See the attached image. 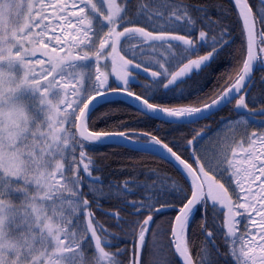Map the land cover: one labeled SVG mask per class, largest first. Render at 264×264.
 Here are the masks:
<instances>
[{
    "label": "snow or ice",
    "instance_id": "snow-or-ice-1",
    "mask_svg": "<svg viewBox=\"0 0 264 264\" xmlns=\"http://www.w3.org/2000/svg\"><path fill=\"white\" fill-rule=\"evenodd\" d=\"M22 7L21 0H0V264H264V132L245 128L236 135L233 129L209 155L202 148L206 128L167 140L114 119L120 109L108 99L131 98L139 115L163 116L177 126L233 102L237 111L264 115V106L248 102L256 99L253 61L264 53V0H232L231 7L217 0L215 21L208 6L176 0H38L27 11ZM226 14L235 15L238 26L242 21L247 47L241 43L238 55L230 56L231 70L200 95L202 75L229 58ZM201 22L208 28H197V45L188 34ZM181 26L186 34H168ZM158 48L168 56L154 65L139 55ZM140 73L162 95L175 96L192 82L190 104L196 106L155 103L151 87L137 93L132 81ZM110 139L159 148L180 179L161 180L153 170L151 185L125 179L106 192L92 150ZM113 188L130 220L119 208L105 212L103 201L112 198ZM137 189L140 198L129 199ZM176 203L179 214L161 230L160 215ZM198 211L204 234L199 244L189 234ZM102 212L118 232L105 227ZM209 216L213 225L220 220L219 242ZM238 217L245 218L242 229ZM256 227L258 234L249 231ZM122 239L131 240V251L118 246Z\"/></svg>",
    "mask_w": 264,
    "mask_h": 264
},
{
    "label": "trees",
    "instance_id": "trees-1",
    "mask_svg": "<svg viewBox=\"0 0 264 264\" xmlns=\"http://www.w3.org/2000/svg\"><path fill=\"white\" fill-rule=\"evenodd\" d=\"M176 2L189 4L193 8H196L197 6L199 7L208 6V14L213 21H215L216 18L220 16V13L216 10L215 7H213V5L217 3V0H176ZM219 2L223 3L225 7H231V3H232L231 0H219ZM157 6H159V4ZM225 23L227 24L228 30L230 32L228 38L230 41L233 42L231 45L228 46L229 58H223L219 60V62L215 63L212 66L209 72L202 75L199 86L200 95H204L206 93L212 92L213 88L217 86L218 78L223 76V74L226 71L231 70L234 61L230 58V56L238 55V50L241 43H243L246 48V40L244 39L242 41L240 37V31H241L240 26H242L241 22H239L240 26H238V23L235 19V15L226 14ZM200 27L207 29L208 25L201 22L199 25H197L196 28L192 29L190 34H188V38L194 39L197 42V45L200 44L199 35L197 31V28ZM186 32L187 30L181 26L178 31L170 32L168 34H186ZM211 43L212 41L208 40L204 45V48L201 49L200 54H206V48ZM139 55L143 56L145 60L148 59V57L145 56L144 53H139ZM191 86H192V82H190L188 86L182 89H178L177 94L175 96H173L172 94L162 95L161 93L164 90L163 89L157 90L155 86L151 84V79L147 81L141 79V81H139V84L136 85L134 84V86L132 87L133 90L136 91L137 93H141L146 88L151 87L153 93H155L157 97L154 102L161 105L196 106L190 104V101L194 98L191 95H189V88H191ZM223 86L224 83L221 82L219 84V87H223ZM251 88H252V94L255 96L256 99L255 101H253L251 97H249L248 102L257 108L264 106L260 103V101L264 100V77L260 75L258 72L255 74L253 78V84ZM181 91L185 92L184 99L179 98V93ZM233 105L234 103L226 107L217 115H214L212 118H208L206 121L202 123L194 124L190 126H177V125H170L167 123H161L154 119H147L146 117L139 115L135 111L136 108L132 107L131 105L121 101H113V106H118L120 109V116L114 117V119L122 118L124 121H126L129 124L127 125L128 127L137 129L138 131L152 132L158 134L159 136L164 137L167 140H172L173 137H175L177 141H181L183 137L186 134H188L193 128L202 129V127H205L207 129L206 132H212L220 124L219 122L220 117H224V118L236 117L237 115L233 110ZM218 116L219 119H216ZM105 127L106 125L104 124L99 125V128H105ZM144 139H147V137H144ZM90 150H92V146H90ZM92 158L96 161V163L100 168V172L97 174L102 175L104 181V190L106 192L108 190L107 186L109 184L120 185L125 179L135 180L140 184L147 183L148 185H151L156 178L154 176L153 170L159 173V178L161 180H164L165 177H175L177 180L180 179V175L178 174L179 169H177L172 163L159 159L155 156L134 152L129 149H125L121 147L107 146V145L96 146V148L92 150ZM111 191H112V198L103 201V208L105 212L115 211L116 209L119 208L120 214L123 215L126 220H130L131 219V216H129L130 209L128 207H121L122 197L120 196V194L116 192L115 188H113ZM140 196H141L140 189L128 193L129 199H139ZM173 203H175V201H173ZM179 207L180 205L176 203L175 207L167 208L165 212L160 215L158 223L161 230L166 228L168 219H174V215L179 213ZM202 215H203L202 212L199 211L196 212L194 218L191 221V229L189 234L197 244H199L204 239V234L200 231V228L198 226L201 222ZM100 217L102 219V222L105 224V227L111 225L113 230L118 232V229L114 225L113 221L109 217L105 216L103 212L100 213ZM207 219L209 220V227L217 232V236H216L217 241L218 242L221 241L223 239V236L221 235L222 230L219 228L220 220H216L215 225H213L211 223L212 216H209ZM157 239L161 242L163 241L162 236L158 237ZM118 246L120 248L127 247L128 250L131 251L132 242L131 240L122 239L118 242ZM220 246L223 247L222 244ZM113 251H115V248H113ZM221 264H223V260L221 261Z\"/></svg>",
    "mask_w": 264,
    "mask_h": 264
},
{
    "label": "water",
    "instance_id": "water-1",
    "mask_svg": "<svg viewBox=\"0 0 264 264\" xmlns=\"http://www.w3.org/2000/svg\"><path fill=\"white\" fill-rule=\"evenodd\" d=\"M246 39H247V37H246ZM257 61H258V55H257V59L253 61V69L254 70L256 68ZM254 70H253V73H254ZM253 73H252V76H253ZM140 75L147 76L146 73H140ZM108 99L109 100H122V101H125V102H128V103L134 104V105H136L138 107V105L136 104V102H134L131 98H126L123 95H120V96H109ZM102 103H105V101L103 99H101L99 101V104H102ZM224 107H226V106H224ZM224 107H222L220 110H222ZM219 111H216L215 113H217ZM237 112L238 113H247V114H249L246 110H239ZM211 116H213V115H211ZM254 116H262V115L256 114ZM208 117H210V116H208V114H205V117H199L197 119L196 123L197 122H200V121H202V120H204V119H206ZM156 120L161 121V122H165L163 116H161L160 119L156 118ZM186 124H193V123H191V122H184L181 125H186ZM103 145L120 146V147L127 148L129 150H132V151H136V152H139V153L148 154V155H152V156H156V157L161 158V151H160V149L157 148V147L152 146L151 144L130 143V142H125L122 139H110V140H106ZM161 159L167 161L166 158H161ZM168 162H170V161H168Z\"/></svg>",
    "mask_w": 264,
    "mask_h": 264
},
{
    "label": "flooded vegetation",
    "instance_id": "flooded-vegetation-1",
    "mask_svg": "<svg viewBox=\"0 0 264 264\" xmlns=\"http://www.w3.org/2000/svg\"><path fill=\"white\" fill-rule=\"evenodd\" d=\"M259 28V25H257ZM259 43V41H257V44ZM259 66L260 68H262V66L264 65V53H259ZM264 70V68H263ZM264 73V71H263ZM138 80H141L138 79ZM136 83V80L132 81V84ZM235 108V107H234ZM239 122V123H237ZM229 125H224L222 127H220L217 131H216V135L218 133H220L225 127L228 128L230 130V132H233V129H238L239 131H237L235 134L239 135L240 132H243L245 128H247V131L249 134H251L252 132H256V133H260V132H264V117H252V116H239L236 117L234 119H231L229 122ZM207 137L204 136L203 138V142L205 141ZM218 211H224L226 212L227 209H219L218 206ZM239 221V228H243V220H240V218H237ZM219 220V219H218ZM220 224V222H219ZM239 234V232H238Z\"/></svg>",
    "mask_w": 264,
    "mask_h": 264
},
{
    "label": "rangeland",
    "instance_id": "rangeland-1",
    "mask_svg": "<svg viewBox=\"0 0 264 264\" xmlns=\"http://www.w3.org/2000/svg\"><path fill=\"white\" fill-rule=\"evenodd\" d=\"M22 2V10L23 11H27V5L28 3H37L38 0H21ZM161 27H163V25H160ZM257 30H259L258 26H257ZM158 34V33H156ZM147 47V46H146ZM145 56L148 57L147 60L145 61H150L151 64H155V62L162 58V59H166L168 56V53L164 51V49H156V50H152V49H147L146 52H143ZM156 58V59H155ZM223 134V135H221ZM234 133L230 132V130L228 128H224L220 133H218L217 135L211 136L208 139H206L203 144H202V148H207L209 149V155H211V152L214 151L216 149V143L217 140L219 139L220 141L223 140V136L227 135V136H232ZM237 135V134H236ZM255 187V185H254ZM254 218L259 219L258 217H255V214H253ZM243 223H245V218H243ZM249 231H255L257 234L259 233L260 229L258 227H256L255 229L250 228ZM238 247V245H237ZM258 252V250H257Z\"/></svg>",
    "mask_w": 264,
    "mask_h": 264
}]
</instances>
